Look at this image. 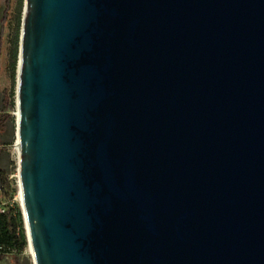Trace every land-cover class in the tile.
<instances>
[{"label":"water","instance_id":"1","mask_svg":"<svg viewBox=\"0 0 264 264\" xmlns=\"http://www.w3.org/2000/svg\"><path fill=\"white\" fill-rule=\"evenodd\" d=\"M16 94L34 264H264V0H24Z\"/></svg>","mask_w":264,"mask_h":264},{"label":"rangeland","instance_id":"2","mask_svg":"<svg viewBox=\"0 0 264 264\" xmlns=\"http://www.w3.org/2000/svg\"><path fill=\"white\" fill-rule=\"evenodd\" d=\"M5 4L6 0H0V36L2 33V18L5 10ZM19 9L20 0H13L10 22L3 35V53L0 63V106H2V100L6 91L14 93L15 104L17 102L16 91L18 63L16 70L14 71L13 51L17 35ZM12 116L14 118L9 123L7 133L0 138V206L3 207L5 203H9L13 207H19L22 211L20 186L18 184L19 159L17 151V104L15 110L12 112ZM13 253L16 254V251H13ZM6 255L7 257L3 261H0V264H14L11 254L7 253ZM19 255L22 264H34L30 246H28L23 253Z\"/></svg>","mask_w":264,"mask_h":264},{"label":"trees","instance_id":"3","mask_svg":"<svg viewBox=\"0 0 264 264\" xmlns=\"http://www.w3.org/2000/svg\"><path fill=\"white\" fill-rule=\"evenodd\" d=\"M24 0H20V9L18 15V27L17 35L14 42L13 51V68L16 70L19 46H20V34H21V20L23 17ZM13 0H6L5 10L2 18V33L0 36V63L3 53L4 33L10 22V15L12 12ZM16 104L14 100V93L6 91L2 100V106H0V138L7 133L9 123L13 120L12 112L15 110ZM1 209L4 212H1ZM29 246L24 219L22 211L19 207H13L9 203H5L0 206V261H3L7 257V253L11 254L14 264H22L20 255ZM16 251V254L13 253Z\"/></svg>","mask_w":264,"mask_h":264},{"label":"built area","instance_id":"4","mask_svg":"<svg viewBox=\"0 0 264 264\" xmlns=\"http://www.w3.org/2000/svg\"><path fill=\"white\" fill-rule=\"evenodd\" d=\"M18 179H19V176H18ZM18 184H19V181H18ZM1 212L3 213V212H4V210H3V209H1Z\"/></svg>","mask_w":264,"mask_h":264},{"label":"bare ground","instance_id":"5","mask_svg":"<svg viewBox=\"0 0 264 264\" xmlns=\"http://www.w3.org/2000/svg\"><path fill=\"white\" fill-rule=\"evenodd\" d=\"M17 151H18V146H17ZM30 251H31V248H30Z\"/></svg>","mask_w":264,"mask_h":264}]
</instances>
